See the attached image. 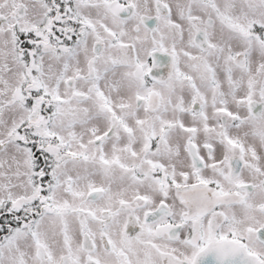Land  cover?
<instances>
[{"label": "snow or ice", "instance_id": "snow-or-ice-1", "mask_svg": "<svg viewBox=\"0 0 264 264\" xmlns=\"http://www.w3.org/2000/svg\"><path fill=\"white\" fill-rule=\"evenodd\" d=\"M0 264H264V0H0Z\"/></svg>", "mask_w": 264, "mask_h": 264}]
</instances>
